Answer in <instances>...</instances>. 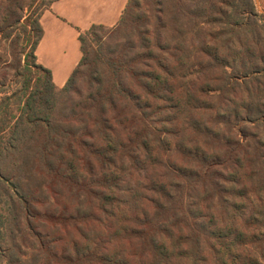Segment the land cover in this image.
<instances>
[{
	"label": "trees",
	"instance_id": "1",
	"mask_svg": "<svg viewBox=\"0 0 264 264\" xmlns=\"http://www.w3.org/2000/svg\"><path fill=\"white\" fill-rule=\"evenodd\" d=\"M54 1L0 0V40L9 42L10 58L3 61L0 55V71H15L14 78L19 81L18 90L0 97V162L8 158L23 162L19 158H24L25 147L34 144L38 149L33 156L52 169L58 148L60 164L62 160L71 162L67 175L73 169V159L86 156L91 206L105 214L110 226L118 225L123 214L122 199L116 191L118 181L128 176L127 203L139 204L140 208L135 215L124 214L130 224L123 228L128 233L125 245H138L140 263V258H144L143 264H202L205 260L213 264H262L250 244H264V221L245 222L243 217L250 208V195L264 190V152L260 151L264 143L256 142L254 152L258 155L248 149L234 154L231 147L226 158H221L218 147L209 144L208 129L200 126L202 132H207L202 145L179 136L182 127L196 124L198 112L207 105V109L215 107L209 105L211 91H218V107L224 110L218 112L229 118L255 125L264 117V85L254 78L256 74L252 75L264 69V39L259 31L264 26V12H257L254 0H234V32L245 26L247 18L255 30L247 40L227 46L224 52L197 49L196 56L206 55L209 60L202 63L187 51L182 34L174 32L168 0H128L114 26L94 24L88 30L78 29L81 58L64 85L58 87L51 71L38 63L35 54L43 36L40 18ZM224 1L204 0L205 12L219 13L218 3L223 5ZM169 28L176 38L167 37ZM106 38L115 40L117 45L107 49ZM230 57L238 66L235 77L244 79L245 97L234 91L232 99V84L215 70L221 68L226 73L223 61ZM3 77L0 73V88L5 84ZM62 103L69 109L62 116L68 126L60 128L55 120ZM74 125L82 127L73 130ZM60 143L63 150L57 146ZM166 150L169 157L177 154L194 163L193 168L198 170L186 164L178 168L164 164L160 152ZM214 165L221 169L220 180L228 183L218 191L224 215L220 214L216 223L210 206L204 210L192 206V212L201 219L199 233L187 226L183 206L189 205L185 204L184 195L175 197L166 190V184L175 186V169L198 177L202 169L207 174ZM7 167L0 168V182L7 184L8 190L14 189L24 203L20 181L15 183L9 178ZM140 181L147 182L144 188L148 191L136 188L142 185ZM253 181L256 185L251 184ZM6 195L5 191L0 192V204ZM149 206H153L152 213ZM169 215L174 218V232L163 229ZM241 222L244 226L262 224L261 230L246 234L250 239L245 240ZM254 226H249L248 231ZM183 227L188 229L183 231ZM3 228L5 218L0 215V247ZM188 231L190 238L184 234ZM201 243L213 251L211 260L203 255ZM73 244L77 264H129L128 258L123 259V247L104 251L96 247L92 252L87 246Z\"/></svg>",
	"mask_w": 264,
	"mask_h": 264
},
{
	"label": "rangeland",
	"instance_id": "2",
	"mask_svg": "<svg viewBox=\"0 0 264 264\" xmlns=\"http://www.w3.org/2000/svg\"><path fill=\"white\" fill-rule=\"evenodd\" d=\"M201 1L200 3V0H168L169 9L172 12L171 16L173 17L174 32L176 34L181 33V39L187 51L199 62L201 60L202 63H205L209 60L206 55L201 54L199 56V53H197L198 56H196L197 49L204 48L207 51L209 48H213L224 52L227 46L234 47L247 40L255 29L251 20L247 18L245 26L236 28V32H234V0H225L223 5L218 3L219 13L214 15L205 12L204 0ZM254 4L258 13L264 12V0H254ZM259 31L264 39V26ZM212 32H214L213 37L211 36ZM171 33L173 32L169 28L167 37L170 39L176 38ZM106 39L107 49L117 45L115 40ZM8 46L9 42L0 40V55L3 61L10 60L7 52ZM189 62H192V60L190 59ZM223 63L226 64V73L221 68H216L215 70L218 71L219 76L225 77L232 84V99H234V91L241 93L245 97L244 79L235 77L238 74V66L234 62V57H230L229 60H225ZM262 65L264 66V59ZM0 73L5 76L2 78L4 79L2 82L5 84L4 87L0 88L1 91L3 90L0 97L5 95L6 92L11 93L18 90L19 81L14 78L15 71L4 69ZM209 74L210 71L208 70L205 75L208 77ZM211 74L216 75L214 72ZM254 74H256L254 78L263 82L264 85V69L261 73H253L252 75ZM258 75L259 77H257ZM192 76L193 73L190 77ZM210 94L208 95L209 105L216 108L207 109V105L198 112L196 124L182 127L181 129L184 130H182L179 137L191 138L198 145H202V139L207 133L201 131L200 126H202L211 133L209 135V144L218 147L221 152V158H226V154H229L232 149L235 150L234 154H241L244 149H248L250 153H255L256 142L264 143V117L255 125L250 122L236 121L234 117L229 118L224 113H219L224 110L218 107V91H211ZM68 113L67 105L62 103L58 106V115H60L55 120L58 127L68 126L62 118L63 115ZM81 127V125H74L71 128L78 130ZM238 142H241L240 146ZM57 146L63 150V143ZM262 146L264 147V144ZM37 149L34 144L26 146L24 158H19L24 160L23 162H14L15 160L10 158L6 162H0L1 170L8 165L9 178L11 177L10 179L15 183L19 180L25 194L24 203H22L14 189L8 190V185L0 182V192L4 193L5 191L7 193L5 202L0 204V215L5 218L4 240L1 242L0 247V264H77L73 243L87 246V249L92 252L97 249L96 247H98L97 250L101 251H104L105 248L112 250L113 247H123L125 249L123 250V259L128 258L129 264H143L144 258H140L142 262H139V250L136 247L138 245L135 244L136 246L133 247L125 245L127 244L128 233L123 228L129 227L130 224L125 220L124 214L135 215L138 208H140L139 204L127 203V196L125 195L129 193L127 191L129 177L124 176L118 181L120 186L116 192L122 199L123 214L120 219L117 218L119 221L118 225L110 226L105 221V214H102L103 212L100 209L96 212L95 207L91 206L89 193L90 173L86 156H82L80 159H73V169L66 175L71 162L67 163L62 160V165L60 164L58 148L57 155L54 157L53 154L52 156V158L54 157L52 169H49L47 165L42 164L33 156L36 155ZM260 151L264 152V149H260ZM160 154L164 164H169L173 168H178L180 164H186L192 168L195 166L194 163H190L177 154H174L173 158L169 157L170 152L167 150L160 152ZM255 154L258 155V153ZM261 161V165L264 167V161ZM3 163L4 165H2ZM226 164L229 167L232 166L231 163ZM219 171L221 172L220 167L214 165L207 174L202 169L201 174L195 177V175L191 176L189 173H182L175 169L174 174L177 178H172L175 186L166 184V190L175 197L178 194L184 195V202L189 205L183 206L188 216L187 226L196 228L199 233L202 232L201 225H199L201 219L197 213L192 212V206L198 205L201 210H204L205 206H210L214 212L213 216L216 223L219 221L220 214L224 215V207L221 205V194H218V191L226 184L228 185V183L220 180L218 177ZM226 172L227 170H224V173ZM166 180L168 183L169 180ZM140 182L142 185H138L136 188L146 190L144 186H146L147 182ZM131 183L136 182L132 181ZM251 184L256 185V182L253 181ZM249 200L250 208L245 211L246 215L243 217V221L263 222L264 190L252 193ZM26 206H33V209L27 210ZM148 210L152 213L154 211L153 206H149ZM168 212L170 213V211ZM92 215L101 219L102 223L96 222ZM173 221L174 218L169 215V219L163 223V229H171L170 231L174 232ZM252 225L255 226L250 227L248 231L249 226ZM261 226L262 224L256 225L254 223L244 226L243 222H241L240 227L246 236L245 240L250 239L247 235L249 236V233L254 230L255 234H258ZM187 229L183 227V231ZM178 232L175 233L177 234ZM190 233V231L184 232V234H187V238L192 236ZM260 248L264 249L263 243L255 242L250 244V249L258 252L257 256L261 263L264 264V250H258ZM184 249L187 250L186 248ZM201 249L203 255L205 256L206 254L211 260L213 251L211 249L209 251V246L201 243ZM140 257L143 256L140 255ZM202 264H213V261L206 262L205 260Z\"/></svg>",
	"mask_w": 264,
	"mask_h": 264
},
{
	"label": "crops",
	"instance_id": "3",
	"mask_svg": "<svg viewBox=\"0 0 264 264\" xmlns=\"http://www.w3.org/2000/svg\"><path fill=\"white\" fill-rule=\"evenodd\" d=\"M128 0H56L40 18L43 36L38 63L52 73L56 86L64 85L81 58L78 29L92 25L114 26Z\"/></svg>",
	"mask_w": 264,
	"mask_h": 264
}]
</instances>
